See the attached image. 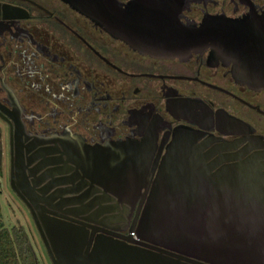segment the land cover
<instances>
[{
    "label": "flooded vegetation",
    "instance_id": "obj_1",
    "mask_svg": "<svg viewBox=\"0 0 264 264\" xmlns=\"http://www.w3.org/2000/svg\"><path fill=\"white\" fill-rule=\"evenodd\" d=\"M133 13L176 32L264 16V0H0V169L12 192L20 174L37 195V222L18 198L47 256L36 205L78 225L107 209L96 233L126 235L178 137L206 165L257 157L264 173V88L237 81L210 45L183 57L135 49L108 25ZM127 154L140 158L130 167L141 189L117 196L88 165Z\"/></svg>",
    "mask_w": 264,
    "mask_h": 264
},
{
    "label": "water",
    "instance_id": "obj_2",
    "mask_svg": "<svg viewBox=\"0 0 264 264\" xmlns=\"http://www.w3.org/2000/svg\"><path fill=\"white\" fill-rule=\"evenodd\" d=\"M149 17L123 16L133 22L127 21L125 27L111 22L110 32L123 36L135 49L160 57H183L210 45L218 58L232 62L237 81L264 88V16L207 19L196 29L176 32L159 27ZM198 152L183 137L170 144L140 221L128 230L136 238L129 233L117 232L116 237L96 233L104 229L92 223L105 225L97 217L107 209L94 218L85 216L91 223L78 225L36 205L49 243L38 229L51 263L264 264V173L257 157H227L209 166L196 156ZM136 160L140 158L127 154L86 163L115 186L109 190L112 194L126 197L141 189L136 182L140 176L130 167ZM222 161L229 163L214 169ZM79 165L86 166L81 161ZM10 184L37 222L30 206L39 201L37 195L25 189L20 174H11Z\"/></svg>",
    "mask_w": 264,
    "mask_h": 264
},
{
    "label": "trees",
    "instance_id": "obj_3",
    "mask_svg": "<svg viewBox=\"0 0 264 264\" xmlns=\"http://www.w3.org/2000/svg\"><path fill=\"white\" fill-rule=\"evenodd\" d=\"M0 264H42L26 227L5 220L1 201Z\"/></svg>",
    "mask_w": 264,
    "mask_h": 264
},
{
    "label": "rangeland",
    "instance_id": "obj_4",
    "mask_svg": "<svg viewBox=\"0 0 264 264\" xmlns=\"http://www.w3.org/2000/svg\"><path fill=\"white\" fill-rule=\"evenodd\" d=\"M3 165V162H1ZM0 201L3 204V213L8 223L19 222L26 227L42 264H52L47 256L34 228L27 208L21 203L18 196L7 186L3 167L0 169Z\"/></svg>",
    "mask_w": 264,
    "mask_h": 264
},
{
    "label": "built area",
    "instance_id": "obj_5",
    "mask_svg": "<svg viewBox=\"0 0 264 264\" xmlns=\"http://www.w3.org/2000/svg\"><path fill=\"white\" fill-rule=\"evenodd\" d=\"M133 238H136V235H135V232L134 231H131V232H128Z\"/></svg>",
    "mask_w": 264,
    "mask_h": 264
}]
</instances>
